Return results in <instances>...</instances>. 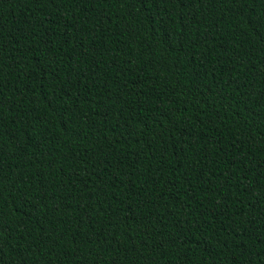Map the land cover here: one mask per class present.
Returning a JSON list of instances; mask_svg holds the SVG:
<instances>
[{
    "label": "trees",
    "instance_id": "1",
    "mask_svg": "<svg viewBox=\"0 0 264 264\" xmlns=\"http://www.w3.org/2000/svg\"><path fill=\"white\" fill-rule=\"evenodd\" d=\"M0 264H264V0H0Z\"/></svg>",
    "mask_w": 264,
    "mask_h": 264
}]
</instances>
